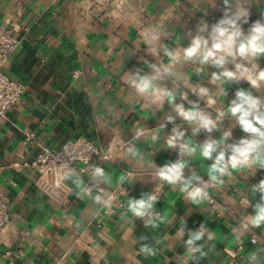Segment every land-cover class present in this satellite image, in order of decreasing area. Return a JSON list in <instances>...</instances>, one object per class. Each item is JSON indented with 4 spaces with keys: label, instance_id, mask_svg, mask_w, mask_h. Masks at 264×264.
<instances>
[{
    "label": "crops",
    "instance_id": "1",
    "mask_svg": "<svg viewBox=\"0 0 264 264\" xmlns=\"http://www.w3.org/2000/svg\"><path fill=\"white\" fill-rule=\"evenodd\" d=\"M241 12L247 15L236 23L245 36L255 22L264 24V0H0V24L15 25L20 38L4 72L26 86L0 125V192L11 214L0 232V264H264V224L250 222L264 205V166L229 168L218 182L209 177L220 150L230 155L232 145L253 138L227 113L230 102L246 90L264 111V84L256 88L245 78L213 83L212 74L224 69L183 55L197 37L210 45L213 27ZM237 63L248 69L238 76H250L264 69V55L229 57L224 68L236 71ZM141 77H155L158 91L139 92L134 81ZM201 87L207 96L198 95ZM161 90L173 92L175 105L185 109L198 102L213 120L225 115L212 132L193 134L196 125L184 121ZM173 129L184 135L169 147ZM26 131L36 139L22 149ZM225 133L212 158L202 157L200 146ZM77 139L95 141L110 159L99 176L70 169L69 201L61 205L35 185L32 167L15 163ZM187 141L197 149L191 155L181 147ZM260 152L264 158V145ZM180 161L186 162L183 180L214 197L218 211L205 196L199 202L186 197L183 181L160 177L161 169ZM89 181L96 189L83 195L80 187ZM117 188L129 203L155 196L151 209L160 216L147 210L136 216L129 208L101 214L104 198Z\"/></svg>",
    "mask_w": 264,
    "mask_h": 264
},
{
    "label": "clouds",
    "instance_id": "2",
    "mask_svg": "<svg viewBox=\"0 0 264 264\" xmlns=\"http://www.w3.org/2000/svg\"><path fill=\"white\" fill-rule=\"evenodd\" d=\"M225 2L227 3V0H225ZM246 15L247 13L241 12L235 19L222 20L219 24L215 25L213 27L210 45L208 39L203 37L195 38L191 45L183 51L185 60L199 58L201 64L211 63L217 68L224 69L218 74H212L211 80L213 83L224 85L227 81L245 78L253 87H260L264 84V69L258 70V72L253 75L240 77L238 73L248 72V69L242 64L237 63L235 65L236 71L224 68L229 57L235 60L237 56L249 59L264 55V24H261L259 21L255 22L250 33L245 36L236 21ZM245 22L247 21L245 20ZM169 55L172 54L169 53ZM154 80L155 77H141L138 81H134V85L141 93L156 92L158 90ZM198 95L202 97L207 96L208 89L201 87ZM160 96L162 99L166 98L170 104L175 106L177 114L182 117L184 121L196 125V127L193 128V134L198 132L201 128L205 129L207 132H212L213 129L218 127L219 119L225 115L224 112H221L217 120H213L209 115L199 109L198 102H190L191 107L185 109L182 104L175 105V94L173 92L161 90ZM182 99H187V95L182 94ZM210 102L214 103L215 101L212 100ZM227 113L235 118L242 131L250 133L253 138L250 140L241 139L237 144L232 145L230 155L226 148L218 152L215 157V162L209 168V177L213 182H218L219 177L225 175L229 168L239 171L258 161L264 166V158H262L260 152L261 146L264 145V111L261 110L260 98L253 96L249 91L238 90L236 92V99L230 102ZM173 132L176 133V129H173ZM183 135L184 133H176L173 135L168 140L169 147H174L176 141L183 137ZM228 135H230V133H225L220 140H206L204 144L200 146L201 156L211 159L212 154L217 152V147L219 145L224 144ZM181 147L189 155L197 150L196 147L192 145L191 141H187ZM185 166L186 162L184 161H180L171 166H165L160 170L159 175L169 184L183 181L181 191L187 192L188 196L194 202H199V199L202 196H206L207 193L200 187L189 190L190 181L183 180L182 170ZM96 172L97 174H103L102 169L99 168L96 169ZM194 178L198 179V177ZM261 187L264 188V181H261ZM97 200H99V197H97ZM155 200L156 197L152 196L148 201L141 199L130 202L129 210L136 216H143L146 210L152 207V202ZM250 222L255 227L264 224V205L257 207L256 215L251 218ZM200 235V233H197L193 237V240L199 239ZM193 240H189L188 243L192 244Z\"/></svg>",
    "mask_w": 264,
    "mask_h": 264
},
{
    "label": "built area",
    "instance_id": "3",
    "mask_svg": "<svg viewBox=\"0 0 264 264\" xmlns=\"http://www.w3.org/2000/svg\"><path fill=\"white\" fill-rule=\"evenodd\" d=\"M113 0H95L98 5H104ZM17 27H7L0 24V125L7 119L9 112L21 101L26 92L25 84L17 79L9 77L4 72V66L9 61L12 53L20 44V38L15 34ZM77 75V72L74 73ZM35 133L26 131L22 141V149L35 143ZM110 159V153L104 147L91 139H77L64 142L58 148L43 147L42 150L30 161L25 160L15 163V166L32 167L35 171L34 183L49 197L61 205L69 201V187L65 183V177L70 169L78 170L89 176H99L96 169L104 170L102 162ZM199 187L192 185V188ZM201 188V187H200ZM96 185L89 181L81 185L80 192L90 195L95 191ZM121 188L111 191L103 200L100 211L103 215H112L119 208H129L128 201L121 200ZM184 195L190 198L187 192ZM206 201L213 211L220 208L219 202L212 196L206 195ZM9 201L0 192V232L7 226L11 219ZM149 214L157 218L160 212L148 208ZM256 239L255 236L252 238Z\"/></svg>",
    "mask_w": 264,
    "mask_h": 264
}]
</instances>
